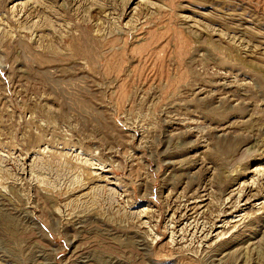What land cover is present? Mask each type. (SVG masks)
<instances>
[{
    "label": "rangeland",
    "instance_id": "rangeland-1",
    "mask_svg": "<svg viewBox=\"0 0 264 264\" xmlns=\"http://www.w3.org/2000/svg\"><path fill=\"white\" fill-rule=\"evenodd\" d=\"M263 183L264 0H0V264H264Z\"/></svg>",
    "mask_w": 264,
    "mask_h": 264
},
{
    "label": "bare ground",
    "instance_id": "bare-ground-1",
    "mask_svg": "<svg viewBox=\"0 0 264 264\" xmlns=\"http://www.w3.org/2000/svg\"><path fill=\"white\" fill-rule=\"evenodd\" d=\"M264 184V183H263ZM243 193V192H242ZM216 229V226H213L212 230ZM225 228V227H224ZM201 231V230H200ZM196 232V231H195ZM202 232V231H201ZM211 232V231H210ZM223 235V234H222ZM202 238V237H201Z\"/></svg>",
    "mask_w": 264,
    "mask_h": 264
}]
</instances>
